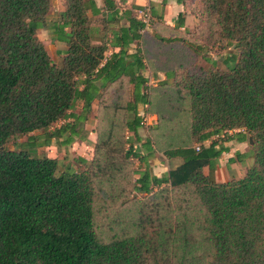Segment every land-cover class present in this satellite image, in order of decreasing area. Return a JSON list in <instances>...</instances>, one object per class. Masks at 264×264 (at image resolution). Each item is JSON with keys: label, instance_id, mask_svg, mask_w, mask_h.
<instances>
[{"label": "trees", "instance_id": "trees-1", "mask_svg": "<svg viewBox=\"0 0 264 264\" xmlns=\"http://www.w3.org/2000/svg\"><path fill=\"white\" fill-rule=\"evenodd\" d=\"M195 3L191 29L153 34L144 63L146 28L135 16L112 31L118 50L105 56L85 0H60L58 30L67 31L56 65L36 35L50 0H0V264H264V0ZM205 43L234 49L224 68L192 62ZM147 67L165 77L152 99L183 101L189 119L188 142L172 136L162 150L180 162L161 175L150 171L152 139L138 132ZM94 103L107 126L90 159L76 158L79 168L59 170L55 158L31 152L84 140ZM248 137L252 163L238 178L215 180L223 142ZM131 191L145 200L132 199L126 229L101 240L96 215Z\"/></svg>", "mask_w": 264, "mask_h": 264}, {"label": "rangeland", "instance_id": "rangeland-1", "mask_svg": "<svg viewBox=\"0 0 264 264\" xmlns=\"http://www.w3.org/2000/svg\"><path fill=\"white\" fill-rule=\"evenodd\" d=\"M196 0H187V3L183 7V18L187 15L189 18V24L193 25L194 16L193 10H195ZM135 9L133 11L136 14ZM61 18V14L55 17L49 18L51 21L53 18ZM46 17L44 18V23L46 24ZM43 24V27L46 25ZM188 27V29H191ZM186 29V27H185ZM39 32V31H38ZM57 34H61L60 31L56 30ZM40 38H43L42 33L39 34ZM206 42V41H205ZM198 44L201 43L198 39ZM204 43V42H202ZM51 46V42L48 44ZM51 48V47H50ZM191 53V52H190ZM234 53L232 47L219 48L217 45H212L209 43L203 44L199 48L197 54L191 53L193 56L192 62L201 67H209L211 62L214 66L218 68H224V64L229 62V58H224L230 54ZM52 54V53H51ZM55 57L53 51L52 54ZM183 57V61H185ZM145 74L147 79L150 77L156 78V72L151 71L148 67L145 69ZM154 85L146 82V92L148 95V103L146 106L138 105V111L142 114L143 126L138 129V132L141 136H149L152 139L154 145V155L151 158L153 164H150V171L152 174L161 175L163 169L169 168L173 165V160L169 161L165 156L162 155V150L165 149L168 142L167 139L174 137L173 143L175 145H180L184 142H188L186 137V130L188 125V113L185 109V103L183 101L174 102L171 98L169 101H166L164 96H159V99H152V90ZM168 88V87H167ZM125 100L122 98V104ZM122 114H120L121 116ZM59 123V122H58ZM107 126L106 121L99 124V121L96 117V104L92 105V111L90 112L86 122L84 123L85 129V139L78 140L75 139L70 145L63 146L57 144L56 141H51L48 146L39 147L35 151H31L33 154L45 153L46 155L55 158L58 163V168L61 170L65 166L69 165L72 168H79L80 163L76 162L77 157H83L86 160H89L92 155V148L96 138L97 131H100L101 127ZM173 131L172 134L169 132ZM127 133L123 131V136ZM25 137H22L17 140L16 143L23 142ZM172 140V139H171ZM249 145L248 142L244 141ZM172 144V143H169ZM126 146V145H125ZM8 148H14L13 144H8ZM233 161L229 160L226 162V158H221L220 162L217 161V165L213 171V177L217 181H225L231 178L240 177L246 170V168L252 163L253 153L250 146H247V150L239 154L236 151L233 153ZM133 168L136 165V161L132 160ZM229 163H233L229 165ZM168 164V166H167ZM135 177V174H132V179ZM169 197L174 199L172 196V191L168 192ZM144 195L131 191V193L126 194L119 201L113 203L112 205L105 206L101 211V214L96 215L95 229L101 240H108L113 235H119L126 228L123 227V221L134 215V204L131 202L132 199L145 200Z\"/></svg>", "mask_w": 264, "mask_h": 264}, {"label": "crops", "instance_id": "crops-1", "mask_svg": "<svg viewBox=\"0 0 264 264\" xmlns=\"http://www.w3.org/2000/svg\"><path fill=\"white\" fill-rule=\"evenodd\" d=\"M113 7H106L103 4L102 0H85V5L87 7L86 14L93 20L91 24V38L93 43H99L103 41L106 49L104 55L107 56L112 51H117L118 47H113L111 45L112 40V31H115L117 28L127 27L128 17H134L135 14L133 11L138 9L139 7L146 6L149 9L151 15V22L148 27H146L145 33L141 36L138 47L140 49V53L143 58V62L145 63V43L149 38H153V34L159 33V31L168 30V29H176L178 33H182L188 27H191V23L189 24V17L186 15L183 18L182 26H175L177 15L183 17V7L187 3L183 0H112ZM61 14L60 0H50L49 10L46 14V27H39L36 30V35L39 40L43 43L46 48L52 62L56 65L60 64L61 57L63 51L65 49V40H64V32L67 31L66 27H62L60 33L57 34L56 30L60 28L62 23L61 18H53L49 21L52 16H58ZM176 27V28H175ZM39 31V32H38ZM42 33L43 38L39 37V33ZM51 42V48L49 47V43ZM144 44V45H143ZM130 49L128 52L132 51L133 43L130 44ZM53 51L55 53V57L52 56ZM52 53V54H51ZM158 77L148 78V83L155 85L157 82L165 79L162 73L159 71H155ZM142 74L146 76L145 70H142ZM208 141H204V144H207ZM223 145L228 146V151L224 152L218 158V162H220L221 158H226V162L233 157V152L236 151L239 154L244 153L247 150V143L244 141H237L235 139L228 140L223 142ZM149 160L151 164L153 162ZM173 160V165L171 168L175 167L176 164L180 162V158L174 157L170 158L169 161ZM233 163H229L232 165ZM168 166V164H167ZM168 168L163 169L161 172H165ZM203 173H207V167H202Z\"/></svg>", "mask_w": 264, "mask_h": 264}, {"label": "built area", "instance_id": "built-area-1", "mask_svg": "<svg viewBox=\"0 0 264 264\" xmlns=\"http://www.w3.org/2000/svg\"><path fill=\"white\" fill-rule=\"evenodd\" d=\"M135 18L142 23L141 29L148 27L151 22V15H150L149 9L146 6L139 7L136 10ZM143 120L144 119L142 118V123H143Z\"/></svg>", "mask_w": 264, "mask_h": 264}, {"label": "water", "instance_id": "water-1", "mask_svg": "<svg viewBox=\"0 0 264 264\" xmlns=\"http://www.w3.org/2000/svg\"><path fill=\"white\" fill-rule=\"evenodd\" d=\"M248 143H250V138L248 137Z\"/></svg>", "mask_w": 264, "mask_h": 264}]
</instances>
